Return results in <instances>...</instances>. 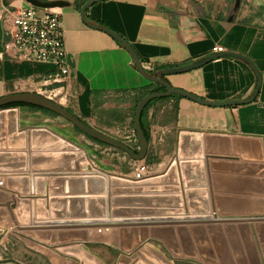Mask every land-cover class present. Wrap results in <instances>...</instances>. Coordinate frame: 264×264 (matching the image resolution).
<instances>
[{
	"label": "crops",
	"instance_id": "0c3cea01",
	"mask_svg": "<svg viewBox=\"0 0 264 264\" xmlns=\"http://www.w3.org/2000/svg\"><path fill=\"white\" fill-rule=\"evenodd\" d=\"M56 3L51 7L62 13L66 33L67 60L73 69L74 81L71 86V97L74 99L75 112L84 120L97 123V128L113 135L122 136L133 134L135 130L134 115L136 107L144 92L156 89L155 82L146 78L137 68L134 58L128 49L110 33L90 26L81 14L82 6L88 0H40ZM27 0H0V96L18 91V82L30 78L42 82L52 75L56 65L42 61H19L6 54V44L10 39L8 27H12L10 20L5 21L4 13L7 7L19 8L26 6ZM236 4V3H235ZM264 0H242L239 9L232 4V0H102L93 3L86 10L87 20L98 25L106 26L122 36L137 52L143 67L152 74H158L169 68L197 62L208 58L219 45L224 51H232L248 56L261 73V87L256 99L250 103L210 107L194 102L184 97L160 98L151 102L144 110V117L151 139L148 156L149 174L154 177L166 175L171 164L177 165L179 181L174 183H149L145 185H116L90 184L88 181L75 182L69 180L71 174L67 168L69 158H41L36 160L44 168H35L27 155V144L24 148H6L0 151L24 152L25 157L18 156L2 158L6 165H21L24 159L25 171L12 176H28L20 189H10L7 186L8 175H0L6 180V187L2 188L9 194L5 202L25 199L28 205L21 207L22 217L28 216L32 221L37 219L41 210L37 202L44 201L48 211L47 220H37L38 223L72 222L95 220V218H78L67 216L53 218L50 212V201L53 198L66 200V210L70 211L71 199H85L84 208L81 202H74L73 210L80 213L83 210L101 213V203H92V196H104V209L110 218L116 220H136L139 218L163 217L145 215H116L115 209H149L164 210L182 208L183 215L191 216L187 200V190L183 179L181 163L176 158L179 149L181 132H198L202 135L230 134L240 136L260 137L264 140V20L257 17ZM253 8L245 10L244 7ZM261 6V7H262ZM254 13V14H252ZM166 78L176 87L193 92L208 100L245 99L250 98L256 89L258 78L249 62L234 56H222L212 60L203 67L180 73L166 75ZM60 85V84H59ZM70 100V101H71ZM43 115L29 106L18 109V131L29 127H48L62 136L74 141L83 148L90 159L80 161L81 171H95L100 169L111 178H126L131 180L136 165L140 160H134L124 152H117L106 148L105 144L94 141L86 134H80L74 126L62 130L50 124L36 122ZM88 122V121H87ZM89 123V122H88ZM91 124V123H90ZM94 126V125H93ZM96 127V126H95ZM17 140L13 146H19ZM9 143V142H8ZM32 149V154L36 151ZM46 152H61L60 149L42 147ZM118 149V148H113ZM204 154L208 153L204 150ZM224 155V154H222ZM231 156H237L235 153ZM204 162L205 188L208 191L209 203L211 196L230 194L231 197L220 199L223 215L218 211H210L211 215L225 216H258L264 212V201L258 200L264 193V182L258 180L262 168L245 166L243 162H262L252 159H225L210 157ZM73 163L71 168H74ZM34 175H22L30 174ZM215 176L217 177L215 180ZM200 171L194 173V182L199 184ZM41 179V182H36ZM64 181H60L63 180ZM256 179V180H255ZM176 185L178 193L149 192L150 188H163ZM94 186V188H92ZM108 191L98 192L101 187ZM22 188V189H21ZM192 188V187H190ZM219 188L223 192L217 191ZM25 194H22V192ZM44 190V193L41 194ZM61 192V193H56ZM55 193V194H54ZM178 194V195H177ZM182 196L183 207H163L149 204H121L115 202L117 198H148ZM164 204H175L174 200H167ZM214 204L217 202L214 200ZM64 209L63 203L56 204V211ZM13 211L16 208L12 209ZM203 215V214H197ZM256 221H249L256 242H261L256 236L254 225ZM208 223H204L207 225ZM238 224V222H236ZM190 225V224H188ZM34 226V225H31ZM59 226V225H38ZM177 227L179 224H174ZM0 229L1 234H13L14 240L34 252L29 262L15 260L13 264H80V261L70 255L60 252L57 247L70 243H57L49 246L33 238L25 236L16 230ZM101 228V230H99ZM128 229L131 226L127 227ZM151 228V225H148ZM72 228L56 227L53 230H70ZM80 229V228H75ZM90 241L86 248L97 254L106 264H119L124 252L120 247V225L86 227ZM74 230V229H73ZM9 236V237H8ZM76 242V241H74ZM15 244V243H14ZM144 244L158 249L174 264L193 263L187 259H173L160 241L149 236ZM139 247L133 252H137ZM129 254V253H127ZM262 259L263 254L260 252Z\"/></svg>",
	"mask_w": 264,
	"mask_h": 264
},
{
	"label": "water",
	"instance_id": "95a60500",
	"mask_svg": "<svg viewBox=\"0 0 264 264\" xmlns=\"http://www.w3.org/2000/svg\"><path fill=\"white\" fill-rule=\"evenodd\" d=\"M29 3L38 7H54L56 3L44 2L40 0H27ZM102 0H88L81 8V14L86 22L95 28L102 29L116 39H118L131 53L134 58L138 70L152 82L158 83L166 88V90L151 91L144 95L137 104L134 115V126L139 141V148L136 150L124 140L119 139L93 125L78 116L74 111L70 110L63 104L39 93L33 91H19L13 92L4 96H0V149H4L9 145L10 148H24L25 141L27 144V155L31 160V164L35 168H44L36 163V160L41 158H69L67 168L73 175L69 180L75 182L88 181L90 184H116V185H145L149 183H174L179 181L177 165L171 164L168 168L166 175L161 177H154L150 175L144 180H127L126 178H118V176L110 177L106 172L97 169L95 171H81L80 161L90 159L87 152L77 145L74 141L67 139L58 132L48 127H29L19 132L18 130V109L20 106H10L13 103H27L37 105L42 108L48 109L59 116L65 118L72 125L77 127L84 134L102 141L110 146L118 148L127 153L134 160H145L149 152V139L146 136L145 130L142 126V113L145 107L152 100L161 97H168L172 95H179L181 97L190 99L199 104L210 107H226L250 103L256 99L261 87V73L251 59L241 53L232 51H222L212 54L208 58L175 66L163 70L160 75L148 72L142 65L140 58L132 47L122 36L114 30L94 24L87 20L86 10L93 3ZM242 0H236L235 8L239 9ZM234 56L242 58L250 63L257 74L258 82L254 94L250 98L239 99H226V100H208L193 92L185 90L180 87L172 85L166 78V75L172 73L188 72L200 67H203L212 60L222 56ZM17 140H21L19 146H13ZM9 142V143H8ZM36 151L32 154V149ZM42 147H52L60 149L61 152H46ZM204 150L208 153L204 154ZM235 153L237 156H231ZM224 154V155H222ZM24 158V152L18 151H0V175H8L7 186L10 189H20L24 182H28V176H12L17 175L20 171H25L24 159L21 165H6L2 158L9 157ZM225 158V159H252L264 160V140L260 137L254 136H240L230 134H212L206 133L202 135L198 132H181L179 140V149L176 158L183 160L181 168L183 172V179L189 190H187V200L191 216L175 217L171 215H183L182 208H169L164 210H149V209H115L113 213L116 215H145V216H160L163 217H149L139 218L136 220H116L110 218L107 211L104 209L105 197L92 196L89 198V206L92 203H101L103 210L101 213L93 211L86 212L83 210L80 213H75L73 210L74 202H81L84 208L85 199L75 198L71 199L70 211L66 210V200L61 198H53L50 201V212L53 218H64L67 216H76L78 218H95V220L85 221H72V222H49L38 223L37 220H47L49 213L44 207V201L37 202L41 210L37 219L33 221L28 217H22L21 207L24 204H29L25 199H16L13 202L0 203V229L13 230L9 228L12 225L21 234L33 238L41 243L49 246L56 245L57 243H70L58 246L57 249L66 254L77 258L80 264H106L97 254L90 252L86 248V243L90 241L89 233L86 227H101L120 225V247L126 252L123 253L119 259V264H174L169 258L161 253L158 249L144 244L145 240L151 236L161 242L164 248L172 256L173 259H187L201 264H264L260 252L264 256V212L258 216H225L218 217V215H211L210 211H218L223 215H227L222 210L220 199L223 197H231L230 194H217L211 196L212 203H209L208 191L205 188L204 180V162L203 158ZM73 163L74 168H71ZM245 166H257L262 168L258 180L264 182V163L262 162H243ZM200 171L201 179L199 184H195L193 178L194 173ZM22 175H31L22 174ZM218 177V176H217ZM215 176V180L217 178ZM256 180V179H255ZM37 179L36 182H41ZM60 181H64L60 180ZM21 185V186H20ZM192 187V188H190ZM94 188V186L92 187ZM22 189V188H21ZM149 192H166L178 193L180 188L176 185L163 187V188H150ZM217 191L223 192L219 188ZM22 192V190H21ZM102 194L108 191L101 187L98 190ZM44 193V190L40 192ZM61 193V192H56ZM25 194V192H22ZM55 194V193H54ZM178 195V194H177ZM261 198L258 200L264 201V193L260 194ZM9 199V194L0 188V202H5ZM167 200H174L175 204H164ZM217 203L214 204L213 201ZM115 202L121 204H149L152 206L165 205L163 207H183L182 196H169V197H148V198H117ZM63 203L64 209L61 212L56 211V204ZM16 208L15 211L12 209ZM203 214V215H197ZM249 221H256L254 230L260 245L256 242V237L252 227L248 224ZM238 222V224H236ZM204 223H208L204 225ZM174 224H179L175 227ZM190 224V225H188ZM34 225V226H31ZM38 225H59V226H38ZM151 225V228H148ZM131 226L130 229L127 227ZM60 228H72L70 230H60L55 232L53 230ZM80 228V229H75ZM74 229V230H73ZM76 241V242H74ZM137 252H133L135 249ZM129 253V254H127Z\"/></svg>",
	"mask_w": 264,
	"mask_h": 264
},
{
	"label": "built area",
	"instance_id": "2783aa9c",
	"mask_svg": "<svg viewBox=\"0 0 264 264\" xmlns=\"http://www.w3.org/2000/svg\"><path fill=\"white\" fill-rule=\"evenodd\" d=\"M4 18L5 21L12 22V27L7 28L10 39L5 51L10 58L19 61L51 62L56 65L55 72L42 82L28 78L20 80L18 85L21 86L31 81L42 83L41 85L59 83L60 87L56 89L65 90L64 97L69 99L74 77L73 69L67 60L66 33L62 13L51 7H38L28 3L19 8L7 7ZM222 51H224L222 46L214 47V52ZM126 138L125 142L134 149L139 148L136 130ZM149 171V164L145 160H140L135 167L133 179L144 180L150 176ZM4 187H6V180L0 177V188Z\"/></svg>",
	"mask_w": 264,
	"mask_h": 264
},
{
	"label": "rangeland",
	"instance_id": "374dc122",
	"mask_svg": "<svg viewBox=\"0 0 264 264\" xmlns=\"http://www.w3.org/2000/svg\"><path fill=\"white\" fill-rule=\"evenodd\" d=\"M260 1L262 2V0H260ZM235 3H236V0H232V4L234 5V7H235ZM261 6L259 7L260 10H256L257 15H258L257 17H259L261 20H264V6H262V7ZM244 9L249 10L251 8L245 6ZM252 14H254V13H252ZM41 84H38V83L33 82V81L27 82V83H24V85H21V86L18 85V91H33V92L42 93L43 95L50 97V98L54 99L55 101L63 104L64 106L68 107L72 111L77 112L74 99L71 100L70 98L67 99L66 97H64L65 90L56 89V88L60 87L59 83H53L50 85H41ZM155 86H158V83H155ZM56 93H58V94L56 95ZM33 110L40 112L43 115V117H41L40 119L35 120L36 122L50 124L52 126H55L56 128L62 129V130L67 129L68 126H74L69 121H67L65 118L58 116L56 114L46 112L43 110H35V109H33ZM86 121L91 123V125L98 127L96 122H93L91 120H86ZM78 132H80V131H78ZM80 134H84V133L80 132ZM116 137H118L121 140L127 141V138L125 135L116 136ZM109 146L110 145H106L105 147L110 148ZM113 148H115V147H113ZM113 148H111V150H115L116 152L118 150H120V149H113ZM119 152H123V151L120 150ZM125 154H126V156L130 157L127 153H125ZM9 236L8 237L10 238V240H7L6 234L0 233V264H13V262L17 259L29 262L31 260V258H33V256L35 255L34 252H32L29 248L23 246L22 244H19L18 240H16V239L14 240L15 236L13 234H9ZM184 264H193V263L188 262V263H184Z\"/></svg>",
	"mask_w": 264,
	"mask_h": 264
},
{
	"label": "trees",
	"instance_id": "16d2710c",
	"mask_svg": "<svg viewBox=\"0 0 264 264\" xmlns=\"http://www.w3.org/2000/svg\"><path fill=\"white\" fill-rule=\"evenodd\" d=\"M169 68H171V67H169ZM157 90H165V87L162 86V85H160V84H158V86H157L156 89H152V90H148V91L144 92L143 95H142V97H143L144 95H146L147 93L151 92V91H157ZM171 97H178V98H180L181 96H179V95H175V94H174V95H172ZM161 98H166V97H161ZM157 99H160V98H156V99H154V100H157ZM154 100H152L151 102H153ZM151 102H150V103H151ZM150 103H148V105H149ZM148 105H147V106H148ZM10 106H29V107H31L32 109H35V110H43V111H46V112H50V113L56 114V113H54V112H52V111H50V110H48V109L42 108V107L37 106V105L27 104V103H21V102H19V103H13V104L8 105L7 107H10ZM147 106H146V107H147ZM146 107H145V109H146ZM145 109H144V110H145ZM70 110H71V109H70ZM56 115H58V114H56ZM58 116H59V115H58ZM141 121H142V126H143V128H144V130H145L146 136L148 137V139H149V141H150L151 136H150V133H149V130H148V128H147L146 121H145L144 111H143V113H142ZM74 127H75V126H74ZM75 128H76L78 131H80L77 127H75ZM80 132H81V131H80ZM87 136H88V135H87ZM88 137L91 138V139L94 140V141H97V142H100V143H102V144L108 145V144H106V143H104V142H102V141H99V140H97V139H94V138H92V137H90V136H88ZM136 150H137V149H136ZM146 159H147L148 161H151V158H150L148 155H147Z\"/></svg>",
	"mask_w": 264,
	"mask_h": 264
},
{
	"label": "flooded vegetation",
	"instance_id": "af4514ba",
	"mask_svg": "<svg viewBox=\"0 0 264 264\" xmlns=\"http://www.w3.org/2000/svg\"><path fill=\"white\" fill-rule=\"evenodd\" d=\"M165 90H166V88H165Z\"/></svg>",
	"mask_w": 264,
	"mask_h": 264
},
{
	"label": "bare ground",
	"instance_id": "6f19581e",
	"mask_svg": "<svg viewBox=\"0 0 264 264\" xmlns=\"http://www.w3.org/2000/svg\"><path fill=\"white\" fill-rule=\"evenodd\" d=\"M57 94V93H56Z\"/></svg>",
	"mask_w": 264,
	"mask_h": 264
}]
</instances>
